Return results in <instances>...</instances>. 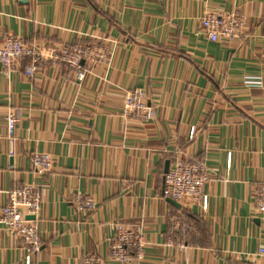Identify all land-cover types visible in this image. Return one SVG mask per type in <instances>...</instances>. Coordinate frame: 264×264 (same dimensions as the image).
<instances>
[{"label":"crops","instance_id":"1","mask_svg":"<svg viewBox=\"0 0 264 264\" xmlns=\"http://www.w3.org/2000/svg\"><path fill=\"white\" fill-rule=\"evenodd\" d=\"M207 11L236 14L242 29L211 42L200 23ZM8 35L110 51L106 63L82 62V82L60 62L33 77L23 73L28 59L10 72L0 63V209L12 188L39 186L41 244L31 264H83L93 254L117 264L108 259L117 222L143 238L127 264L260 262L264 217L253 195L264 182V0H0V43ZM257 77L260 87L245 84ZM134 88L154 108L146 122L121 114ZM9 110L18 117L11 139ZM34 152L52 157L43 178ZM175 156L207 166L206 210L162 196ZM77 194L92 196L95 209L77 210ZM169 214L191 232L175 230ZM27 254L18 236L1 233L0 264H26Z\"/></svg>","mask_w":264,"mask_h":264},{"label":"built area","instance_id":"2","mask_svg":"<svg viewBox=\"0 0 264 264\" xmlns=\"http://www.w3.org/2000/svg\"><path fill=\"white\" fill-rule=\"evenodd\" d=\"M200 23L211 42L231 39L243 26V21L236 14L216 11L205 12ZM109 56L110 51L105 43H94L84 47L76 44L40 47L29 45L22 38L13 35L6 36L0 43V63L3 69L6 72L17 70L21 61L28 59V65L23 70L27 77H33L47 62H60L73 72L78 82H82L86 76L82 67L83 61L106 63ZM245 84L260 87L262 81L257 77L245 80ZM121 114L126 119L146 122L152 118L154 108L148 105L145 91L134 88L125 94ZM17 121L16 112L9 110L5 117L8 139L13 136ZM1 137L0 135V140ZM192 137L193 130L189 133V139ZM31 164L33 173L43 178L51 171L53 160L49 153L34 152L31 156ZM209 181L208 168L202 160L196 157L175 156L164 175L162 196L176 202L188 201L198 204L202 210H206L208 196L204 193V188ZM7 195L8 201L0 209V235L6 232L12 236H18L28 252L25 256L26 264H31V254L37 252L41 244L35 221L41 206L40 188L36 183H27L12 188ZM253 198L255 213L264 217V182L255 188ZM73 206L77 210L93 211L96 202L88 194H77L73 200ZM28 216H33V219H27ZM169 218L175 230L184 234L191 232L193 225L189 221H183L179 216L170 214ZM142 248L143 238L140 232L120 222L114 224L109 260L117 264L130 263L136 256L140 257ZM256 256L260 258V262H253L249 256L243 264H264V246L258 248ZM83 264H105V259L93 254L86 256Z\"/></svg>","mask_w":264,"mask_h":264},{"label":"water","instance_id":"3","mask_svg":"<svg viewBox=\"0 0 264 264\" xmlns=\"http://www.w3.org/2000/svg\"><path fill=\"white\" fill-rule=\"evenodd\" d=\"M168 169H169V161H166V162H165V166H164V173H165V174L167 173ZM166 199H167V201H168L171 205H173L174 207H177V208L180 207L179 204H178L176 201H174V200H172V199H170V198H166ZM27 219H33V216H28Z\"/></svg>","mask_w":264,"mask_h":264}]
</instances>
